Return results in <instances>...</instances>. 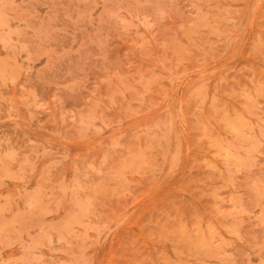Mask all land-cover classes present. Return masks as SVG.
Wrapping results in <instances>:
<instances>
[{
	"label": "rangeland",
	"instance_id": "obj_1",
	"mask_svg": "<svg viewBox=\"0 0 264 264\" xmlns=\"http://www.w3.org/2000/svg\"><path fill=\"white\" fill-rule=\"evenodd\" d=\"M0 264H264V0H0Z\"/></svg>",
	"mask_w": 264,
	"mask_h": 264
}]
</instances>
